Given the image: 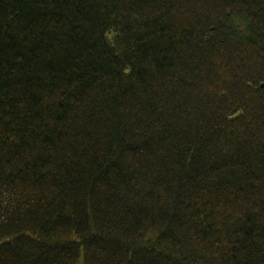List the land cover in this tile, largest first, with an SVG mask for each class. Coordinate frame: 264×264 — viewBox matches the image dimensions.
I'll return each instance as SVG.
<instances>
[{"label": "trees", "instance_id": "obj_1", "mask_svg": "<svg viewBox=\"0 0 264 264\" xmlns=\"http://www.w3.org/2000/svg\"><path fill=\"white\" fill-rule=\"evenodd\" d=\"M0 264H264V0H0Z\"/></svg>", "mask_w": 264, "mask_h": 264}]
</instances>
